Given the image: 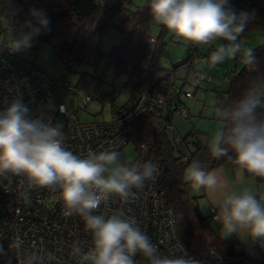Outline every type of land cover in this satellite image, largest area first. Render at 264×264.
<instances>
[{"label":"clouds","instance_id":"1","mask_svg":"<svg viewBox=\"0 0 264 264\" xmlns=\"http://www.w3.org/2000/svg\"><path fill=\"white\" fill-rule=\"evenodd\" d=\"M149 9L152 19L177 38L196 46L216 45L208 58L212 66L242 54L245 66L257 70L254 50L239 42L255 19L254 11H236L229 0H149ZM29 15L31 19L24 22L29 31L8 39L7 47L14 53L31 48L33 37L50 24L44 9L33 8ZM260 109H264V79L251 82L231 105L216 109L222 127L205 142L214 159L227 158L238 169L264 178ZM29 111L17 99L0 112V177H22L29 187L59 189L66 214L83 219L92 241L87 251L74 246L77 264H136L137 256L146 264H200L184 251L178 256L162 255L136 221L120 212L94 214L114 198L127 203L134 189L155 179L157 164L122 162L115 150L89 152L81 158L65 147L61 126L51 119L30 118ZM183 179L196 191L222 193L214 217L222 231L264 243V194L258 197L248 188L226 191L228 185L218 170H206L199 160L185 169Z\"/></svg>","mask_w":264,"mask_h":264},{"label":"built area","instance_id":"2","mask_svg":"<svg viewBox=\"0 0 264 264\" xmlns=\"http://www.w3.org/2000/svg\"><path fill=\"white\" fill-rule=\"evenodd\" d=\"M251 2L229 0L230 6L249 5ZM8 29L22 31L23 26L7 22L2 32ZM156 41L157 36L149 33L148 42L153 44ZM7 44L0 40V112L19 99L30 110V118L51 119L59 125L58 118L62 116L65 121L61 126L65 133V147L81 158L89 152H121L139 126V121L146 118V130L156 135H167L185 166L192 162L194 145L198 141L206 143V138L185 139L179 133L177 123L186 121L190 115L184 100L195 97L183 84L209 81L211 78L199 64L194 65L208 45L196 46L188 42L189 57L179 60L180 67L186 72L181 85L168 88L152 84L124 107L113 109L108 119L80 121L77 110L84 109L93 100L92 95L83 90L74 89L80 97V105L75 110H67L63 104L56 108L49 105L53 91L63 84L72 64L69 63L55 77L37 67L21 69L12 62L14 52L8 49ZM150 58L148 56L142 61L140 73L133 78L134 83H139L147 74ZM122 88L123 84L113 88L112 92L118 94ZM136 151L137 157L132 162L152 161L158 165L155 179L146 181L141 189H134L135 195L127 203L114 198L106 205H101L94 214L109 216L120 212L125 218L136 221L162 255L178 256L184 251L200 264H254L249 252L230 255L210 248L207 261L190 253L178 234L174 211L167 204L165 192L159 186L158 159L153 156L149 144H137ZM216 214V210L211 208L212 219L216 220ZM76 244L87 251L92 244L91 237L85 231L84 221L79 215L66 214L58 188L29 187L22 177H0V264H77V257L73 254ZM135 259L136 264L145 262L140 256Z\"/></svg>","mask_w":264,"mask_h":264},{"label":"trees","instance_id":"3","mask_svg":"<svg viewBox=\"0 0 264 264\" xmlns=\"http://www.w3.org/2000/svg\"><path fill=\"white\" fill-rule=\"evenodd\" d=\"M259 1L261 0H252L249 5L234 6L237 11L255 12V19L248 25L244 34L256 31L264 33V5ZM33 8L46 11L50 24L47 28L41 29L38 39L54 41V54L63 62L64 68L69 63L72 64L69 70L96 64L102 56L101 38L113 28L117 41L108 57L115 72L126 71L128 81L133 82V78L140 73L142 61L151 56L147 74L139 83L133 82L135 93L129 102L152 84L161 85L164 84L163 80L168 79V72L160 75L163 68L159 67L158 60L161 56H167L166 45L172 40V36L168 37L169 31L161 25L157 41L151 47L148 34L151 33L155 21L149 9V0L146 5H135V0H0V20L20 24L24 30V22L31 19L29 13ZM186 47L189 51L188 42ZM251 49L257 57V70L250 71L244 63L238 68L235 63L226 77L227 89L216 91L215 108L231 105L240 98L251 82L264 79V43ZM206 54L203 51L202 58H205ZM188 57L189 55L186 58ZM177 67H180L179 62ZM77 86L78 89L92 95L93 99L111 98L110 93L99 90L98 79L85 71L80 73ZM258 111L264 115V109ZM147 119L139 121V126L130 136V141L135 145L149 144L153 156L158 159L159 186L165 192L167 204L174 211L178 234L189 252L202 261H207L210 248L230 255L249 252L254 264H264V243L243 244L233 234L223 238L218 233L217 228L210 223L209 216L211 218L212 216L202 213L198 196H189L187 192L183 174L188 166L181 161L179 153L167 135H156L146 130ZM193 137L200 138L198 130L191 129L184 135L187 140ZM193 160H199L206 170L216 169L229 161L227 158L214 159L207 144L202 141H198L192 149ZM243 172L246 177L253 176L246 171ZM255 178L258 183H264V178L257 176ZM143 264H146V261Z\"/></svg>","mask_w":264,"mask_h":264},{"label":"rangeland","instance_id":"4","mask_svg":"<svg viewBox=\"0 0 264 264\" xmlns=\"http://www.w3.org/2000/svg\"><path fill=\"white\" fill-rule=\"evenodd\" d=\"M145 0H135V5H143ZM234 10H236L233 7ZM5 27V22L0 20V40L8 43L9 37H19L23 32L29 31L28 28L24 30L8 29L2 32ZM161 25L155 24L152 26L151 34L157 36L160 33ZM40 34V33H39ZM38 35H35L32 40L31 48L22 50L21 52L13 53L11 56L12 62L21 69L30 67H37L55 77L62 73L64 69L63 62L56 57L53 51L54 41H39ZM172 36V40L166 45V57H159L158 65L163 68L160 75H163L167 70L172 71L176 64L182 59V56H188L189 51L186 47V41L177 38L173 33L169 32L168 37ZM116 33L113 28H110L101 38L102 56L96 64L82 66L77 70H69L64 79L63 84L59 85L52 93L49 100V105L56 108L59 104H63L67 110L76 109L80 105V97L76 95L74 89H78V81L80 73L83 71L94 75L98 79V88L103 93H110L111 98L97 97L91 100L84 109L77 110V116L80 121L87 120H106L111 116L113 109L128 104L130 97L135 93L133 90V82L128 81L126 71L115 72V68L109 63L108 54L116 43ZM243 48H246V43L239 41ZM218 43H223L220 41ZM252 46L256 45L250 42ZM154 44H151L153 47ZM216 45H213V51ZM237 65L238 68L243 65L242 54H238L237 58L225 60L223 63L212 66L206 62L204 57H200L194 61V65L198 64L202 69L210 75V80L207 81H189L183 86L195 93L194 98L184 100V104L190 111L189 118L177 123L179 133L184 136L189 130H198L201 139H208L215 134L218 128L222 125L216 117L215 96L216 91L226 90L228 87L227 75L229 71ZM169 75L168 80H163L164 84L176 83L182 84V79L185 78V70H178ZM123 84V88L118 94L112 92L113 88ZM60 126L65 124L62 116L58 118ZM122 162L131 161L137 157L136 145L129 141L121 152H119ZM261 184V194H264V183ZM187 192L189 196H198V204L204 215H209V207L207 201L203 198L202 190L196 191L192 189L187 183ZM260 194V195H261ZM210 223L217 228V231H222L221 225L216 224L209 216ZM256 243V242H255Z\"/></svg>","mask_w":264,"mask_h":264},{"label":"crops","instance_id":"5","mask_svg":"<svg viewBox=\"0 0 264 264\" xmlns=\"http://www.w3.org/2000/svg\"><path fill=\"white\" fill-rule=\"evenodd\" d=\"M259 3L261 5H264V0L259 1ZM147 4V0L144 1L143 5ZM232 8L234 6H231ZM237 11V8L234 7ZM244 43H246V48H251L253 47L252 45H250V42H254L256 45L258 44H262L264 43V33L256 31V32H251L248 34H242L240 41H243ZM187 45V42H186ZM255 46V45H254ZM213 45H210L208 48L206 47L204 52L207 53L205 55V60L206 62H208V58L211 55V52L213 51ZM181 58H186V56H182ZM177 66V64H176ZM176 66L173 68L172 71L167 70L164 75L168 72L169 75L174 72V71H178V70H184L181 67H177ZM175 72V73H176ZM168 75V78H169ZM168 80V79H167ZM162 86L168 87V86H173V85H179L176 83H170L169 82L166 84H161ZM216 170H218L219 175L221 177V179L223 181H225L228 185V188L226 189V191H235V190H240L243 188H248L251 191H253L258 197L261 194V184L257 182L255 176H249L246 177L244 175V172L240 169H238L236 166H234L230 161L224 162L223 164H221L219 167L216 168ZM202 194H203V198L207 201L208 206L209 207V212L211 215V208H214L216 210V212H218V209L216 207L218 200L220 199L222 193L220 191H216V192H208L205 190H202ZM212 219V218H211ZM214 222H216V224H219V221L212 219ZM223 238L228 237L229 235L226 234L224 231H219L218 232ZM236 236V238L242 242L243 244H256V243H261L258 241H252L250 239H248V237L245 234H241L240 236L237 234H233ZM256 242V243H255Z\"/></svg>","mask_w":264,"mask_h":264}]
</instances>
